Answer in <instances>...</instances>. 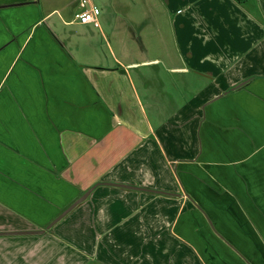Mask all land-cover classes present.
<instances>
[{
  "label": "crops",
  "instance_id": "obj_1",
  "mask_svg": "<svg viewBox=\"0 0 264 264\" xmlns=\"http://www.w3.org/2000/svg\"><path fill=\"white\" fill-rule=\"evenodd\" d=\"M89 1L0 0V264H264V0Z\"/></svg>",
  "mask_w": 264,
  "mask_h": 264
},
{
  "label": "built area",
  "instance_id": "obj_2",
  "mask_svg": "<svg viewBox=\"0 0 264 264\" xmlns=\"http://www.w3.org/2000/svg\"><path fill=\"white\" fill-rule=\"evenodd\" d=\"M80 11L75 14V19L81 24L100 25V8L89 0H79Z\"/></svg>",
  "mask_w": 264,
  "mask_h": 264
},
{
  "label": "water",
  "instance_id": "obj_3",
  "mask_svg": "<svg viewBox=\"0 0 264 264\" xmlns=\"http://www.w3.org/2000/svg\"><path fill=\"white\" fill-rule=\"evenodd\" d=\"M85 197V195L83 197H80L79 199H77L74 203H72L71 205H69L62 213H60L58 215V217H56V219H54L50 224H48L46 226V228H49L56 220H58L60 217H62L67 211H69L75 204H77L78 202H80L83 198ZM44 229H39V230H30V231H12V232H6V233H12V234H23V233H30V234H35V233H40L43 232Z\"/></svg>",
  "mask_w": 264,
  "mask_h": 264
},
{
  "label": "rangeland",
  "instance_id": "obj_4",
  "mask_svg": "<svg viewBox=\"0 0 264 264\" xmlns=\"http://www.w3.org/2000/svg\"><path fill=\"white\" fill-rule=\"evenodd\" d=\"M46 226H47V225H45V227H44V228H42V229H45V228H46Z\"/></svg>",
  "mask_w": 264,
  "mask_h": 264
}]
</instances>
